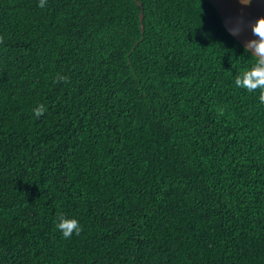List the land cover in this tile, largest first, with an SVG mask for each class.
<instances>
[{"label":"trees","instance_id":"obj_1","mask_svg":"<svg viewBox=\"0 0 264 264\" xmlns=\"http://www.w3.org/2000/svg\"><path fill=\"white\" fill-rule=\"evenodd\" d=\"M255 60L208 0H0V264H264Z\"/></svg>","mask_w":264,"mask_h":264},{"label":"clouds","instance_id":"obj_2","mask_svg":"<svg viewBox=\"0 0 264 264\" xmlns=\"http://www.w3.org/2000/svg\"><path fill=\"white\" fill-rule=\"evenodd\" d=\"M243 2V0H242ZM45 0H40V6L43 7ZM232 34H237V29H232ZM252 32L254 38L251 39L247 48L251 49L256 57L255 63L250 68L245 69L236 78V85L238 87L247 88L249 91L259 88L261 89L260 99L264 100V17H260L253 25ZM249 80L252 81L249 84ZM44 111V106L40 105L35 109L36 116L41 115ZM57 229L60 230L64 237H70L73 234H79L82 230V225L76 217H68L61 215L56 223Z\"/></svg>","mask_w":264,"mask_h":264},{"label":"water","instance_id":"obj_3","mask_svg":"<svg viewBox=\"0 0 264 264\" xmlns=\"http://www.w3.org/2000/svg\"><path fill=\"white\" fill-rule=\"evenodd\" d=\"M219 13L226 30L250 53L246 46L254 38L252 25L264 17V0H208ZM141 6L142 3L137 1ZM144 12L140 13L141 28L144 32ZM232 29H237V34H232ZM253 54V53H252ZM254 55V54H253ZM255 56V55H254ZM261 59H264L262 57Z\"/></svg>","mask_w":264,"mask_h":264}]
</instances>
